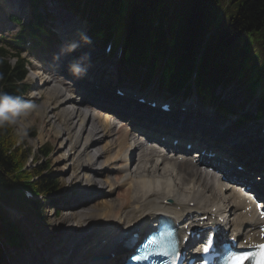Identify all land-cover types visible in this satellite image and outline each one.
Listing matches in <instances>:
<instances>
[{
    "label": "bare ground",
    "instance_id": "bare-ground-1",
    "mask_svg": "<svg viewBox=\"0 0 264 264\" xmlns=\"http://www.w3.org/2000/svg\"><path fill=\"white\" fill-rule=\"evenodd\" d=\"M67 28L69 27H60L59 32L65 31ZM72 36L76 37L77 31L73 32L69 38L73 39ZM73 40L75 42L77 38H74ZM98 49L99 56H96V58L86 66V69L89 66H96L100 69V71H94L92 73L89 72L88 75L85 71L82 75L77 76L73 74L71 70L68 71L67 69V75L71 76V79L76 80V83L73 86V88H75V92L76 88L78 89L76 94L80 89L83 92L81 100L77 95L73 94V96L61 102L59 106L61 108L59 111L65 114L66 121L78 119V122H75H77V125L80 128L79 131L81 132L78 131L79 135L76 133L74 136L80 139L85 135L84 141H86V145L84 146V151L87 154L86 158H88L89 163L88 165L81 167L82 171L94 172L90 170V167L94 164L88 154L90 148L96 147V145L105 139L110 141L113 148L116 146V137L120 134V132L116 131V127L111 121L112 119H107V121L104 120L102 122L101 119L97 120L95 115H91L88 119L86 127L84 125L85 119L78 114L79 111H68L65 109L67 106H78L81 103L80 101H91L94 99L96 103L113 111L114 114H117L120 119L129 118V121H132V131H138L139 129L137 126L143 123L147 124L149 127L151 126L149 128L150 131L147 129L142 132L146 137L158 138L160 137L159 135L166 136L167 141L164 146L166 145L165 147L169 150L167 153H169L168 155L161 156L158 157V159L153 160L151 155H142L141 146H137L135 144L130 146V142H127L125 145L129 135L124 136L125 138H123V141L117 138V142H119V145H122V148H120L121 150L118 151L112 159L113 162H122V164L118 167L124 170L122 173L126 172V168L130 162V155H133L135 158L137 156L139 159L143 157H147L148 159H143L142 161L138 159L139 164L137 165L136 171L129 174V180H124L125 182L130 181L129 184L132 188H128V190L125 191L123 198L124 201L120 205L116 207L115 205L110 206L107 203H102L103 206H101L102 204H99L101 208L98 210L107 211L97 212L95 207L98 205H96L93 207L94 210L90 209L84 215L73 214L70 218L74 222L76 219L82 220V218H85L86 224L90 223L91 225H96L95 227H97V229L100 226L109 228V231L104 235V237L95 241L94 245L86 251V254H94L97 258L103 259L104 261L99 260L97 262H100L99 264H117L122 260L121 256L128 252L127 243L132 238H129V235L136 233L138 236H142L145 230L149 228V224L151 223L153 217L162 214L176 217L179 221H182L181 228L183 231H186L185 228L187 227L188 229L191 228L194 224V219H200L207 216L209 218L219 220L220 218H225L226 216L229 219L232 234L239 238L241 245L253 246L258 243H264V218L260 216L257 217V211L260 209L256 208V202L253 201V192L247 191V188L250 190H253L254 188L250 179L259 177H250L249 181H244L242 179L245 171L247 170L251 172V175L261 173V177L264 178V172H262L264 169V143L258 134V128H254L256 125H252L247 130L239 132L235 130V127H237L236 120H225L220 118L219 115L209 108L198 104L195 98L189 101L190 105L186 102L163 100L161 103L169 102L172 104L173 110L170 113L161 111L159 105L156 108H152L147 104H141L137 101V98L134 97V94H140L139 91L135 89V85H120V75L118 73V71L120 72V69L115 66V61L108 60L103 55L100 48ZM97 62L98 65H96ZM53 63H55V61H53ZM73 65H76V63H73ZM97 73L98 75H96ZM94 78L97 79L94 80ZM41 82H44V84H50L54 82V80L50 81V79H40V83ZM59 85V82L55 81L54 89L46 92L47 101H52L54 98L57 100L59 97H64V94L61 95L63 92ZM118 88L125 90L124 97L117 96L113 93V90H117ZM216 94L218 95L217 90ZM146 100L147 102L161 101L150 96H148ZM194 103L198 104L196 109H193L192 107ZM177 106L184 107L185 110L180 111L179 109H176ZM137 109H140L143 112L137 114L135 113ZM155 115L165 118L179 116L182 119V124L186 123L185 120L190 119L187 121L189 126L185 129L181 124H178L177 126L169 125L167 122L158 121ZM198 118L201 120L200 124L197 122ZM155 132H158L159 134L157 135ZM57 134H59V132ZM197 136H200V139H197ZM194 137L197 139L196 143H199L196 151L200 152L202 150H208L207 153H216V159L218 161H232V164L228 163V166L226 163H221L220 165L221 170L224 171L225 176L228 177L225 179L226 182L221 181L222 175L220 179L217 180L215 176L204 172L205 166L207 169L215 170L213 165H208L204 158H201L198 162L191 160L190 164L192 167L190 166V170L184 167L183 163L185 162L174 158L176 149L181 151L183 150L181 149V146H171L172 138H179L183 144L187 145L189 141L194 139ZM202 138H208V141L200 142ZM211 141H214L215 143L211 144ZM110 144L105 146L102 149V152L98 153L100 156H98L97 161L104 156V151H106V153L107 151H110ZM195 144H193V147ZM242 151H250L253 154V157L252 160L247 159L244 162V165L246 166L244 171H238L235 170V165L236 162H238V159L233 156L239 152L243 154L242 157L245 158L246 153H242ZM153 152L158 154L157 151ZM192 158L198 159L200 158V155L196 152ZM252 161L253 163L251 164ZM100 171H104L103 166L100 168ZM89 177L90 176L86 175L88 183L90 181ZM179 178L180 182L178 181ZM258 181L264 183V180L261 178L258 179ZM237 182L243 183L242 185H239ZM106 183L108 184L110 190L114 187L110 182L106 181ZM118 184V180H116L115 186L117 185L116 187H118ZM132 197L133 200L131 202L130 200ZM222 197L226 200H222ZM192 203L194 204L193 206L190 205ZM131 204L132 207H128ZM125 207L126 211L123 209ZM126 213L129 215L127 216L128 218L132 217L134 219L128 220L125 224L126 226L121 228L122 218L118 216V214L125 216ZM234 216L235 218L231 220ZM77 223L81 224V222ZM247 228L248 232H243V229L247 230ZM256 229H259L260 232L255 234L253 237L250 236L249 233ZM125 232L128 233L127 236L120 241L122 239V234ZM35 239L38 240V236H35ZM103 241H105L104 244H101ZM118 241L120 242L117 243ZM116 244H118L119 247L118 250L115 251L112 258H109V260L108 257L107 259L104 258L105 255L116 247ZM30 246L31 250L24 248L23 250H18L19 252L16 251L12 254L16 258L17 256L21 258V256L27 255L21 262H17V259L12 260L13 258L6 255V259L3 260L1 264H11L12 262L15 264H54L47 262L53 258L56 259L55 264H64L65 258L61 255V252L56 255H52L51 251H36V249H33L35 246L32 244ZM28 260H30V263L27 262ZM85 261L86 258L83 257L77 264H85Z\"/></svg>",
    "mask_w": 264,
    "mask_h": 264
},
{
    "label": "rangeland",
    "instance_id": "rangeland-1",
    "mask_svg": "<svg viewBox=\"0 0 264 264\" xmlns=\"http://www.w3.org/2000/svg\"><path fill=\"white\" fill-rule=\"evenodd\" d=\"M11 1L12 0H0V21L3 20V23L0 25V37H5L6 35H8V37H12L19 32V27L17 25H13L8 20V13L14 12L13 14L15 15V17L18 16L19 19L23 21H27L32 17V15L30 17L31 8L29 6L28 0H13V3ZM42 6L44 7V14L41 15L46 17V23L48 24L46 29L49 33V36L50 33H55V39H58V42L50 40L46 45V51L41 50V48L37 51L32 50V52L31 49H28V52H26L25 50V52L23 51L22 57H27L28 60H31V67L29 68L30 71L26 79V83L28 82L33 89L32 93L28 96L29 103L32 105V107L29 108L28 112L21 119L12 120L11 124L15 136L18 139L17 145L20 146L23 151H26V149L28 148L30 153L32 154L31 158L27 162V169L31 171V176H34L36 179V175H38V173L45 171L47 175L51 176L50 178L58 180V186L59 188H61V192L59 193L60 195L58 196L59 199H57V202L50 201L46 202L44 207L39 206V209L36 210L37 214L32 213L31 215H28L26 212L22 214L20 213V211L18 212L16 210L17 212L15 211V213L9 212L10 216L8 215V217L18 227L20 233L24 237L25 246L23 248L28 247L27 249L31 250V246H29L30 242L33 246H35L33 249H36V251H51L52 255H56L61 252V255L65 258L64 264H77L83 257L87 259V263H92L95 262L98 258L94 254H86V251L94 245L95 241L103 238L104 235L109 231V228L100 226L97 229V227H95L96 225H91L90 223L86 224L85 218H82V220L76 219L75 222L70 218L73 214L84 215L90 209L94 210L93 207H95L96 205H98L95 207L97 209V212L107 211L98 210L99 208H101V206H103L102 203H107L110 206L115 205L116 207L120 205L124 201L123 198L125 195V191H127L128 188H132V186L129 184L130 181L125 182L127 179L129 180V174L136 171L139 160L142 161L143 159L148 158L143 157L139 159V157L137 156L136 158L132 157L131 161L129 162V167L126 168V172L122 173V171L124 170L118 168L119 165L122 164V162H113L112 159V157L121 150L120 148H122V145H119V142H117V138L123 141V138H125L124 136L129 135L125 145L127 144V142L129 143L131 141H135V145L137 146L143 144L142 139H140L139 137L134 138L133 134L135 133H133V131L131 132V129L129 128V125H131V121H128V118L119 120L116 118V115L114 113L110 111H102L104 107L96 106L89 101L82 102L78 106H67L65 109L68 111H79L78 114L85 119L84 125L86 127L88 119L91 115H95L97 117V120L101 119L102 122L104 120L107 121V119H112L111 121L112 123H114L116 131L120 132V134L116 137V146H114L113 148L110 144V141L107 139L101 141V143L96 145V147L90 148L88 154L91 161L93 160L94 162L93 166L90 167V170L94 172L92 173L91 171H82L81 167L84 165L86 166L89 163L88 158H86L87 154L84 151V146L86 145V141H84L85 135L80 139L74 136V134L78 133L77 135H79V132H81L79 131L80 128L77 125L78 119L66 121L65 114L59 111L61 109L59 106L61 102L73 96V94L77 95L81 100L83 92L80 89L76 94L78 89L76 88L75 92V88H73L76 80L71 79V76H69V80L66 74L67 69L68 71L71 70L72 66L69 65L68 67H65V65L69 60H76L73 63L80 62L79 66L81 68L85 67L86 69V66L89 65L91 61L96 58V56H99L98 48H100L101 52L103 53L104 47H100L96 43L97 41H93V39L89 36L90 27L87 25V22L85 21L86 19L81 18L75 13L64 8L62 2H59L58 0H43ZM47 13H50L51 16L47 15ZM77 20L79 21V23L77 22ZM60 27L69 28L65 29V31L59 32ZM75 31H77V36H72V38H77V40L74 42V40L69 37ZM85 38H87L90 43H85ZM72 45H75V48L69 50ZM49 51L52 52L48 53ZM79 57L80 59L83 58V61H77ZM66 59L68 60L65 61ZM107 59L112 60L109 57H107ZM53 61H55V63H53ZM57 63L60 65H58ZM96 65H98V62L96 63ZM150 65L151 70L148 76H157L160 72L161 65L158 66V64H156V62L153 60L150 62ZM115 66L118 67V63H115ZM63 68L65 69V73ZM122 70L123 68L120 69V72L118 71L120 75V85H135V89H137L140 94L146 92V95L152 98H156L152 95V92H154L156 95L159 93H167L165 87H162V89H159L157 87L153 88V91H148L151 88L150 86L146 89L141 90L139 86L143 83L141 82L142 79L144 80V78L142 77H146L143 70H139V77L141 78V81L137 79L138 82L135 83L133 80L134 84L124 80L125 75L128 76L129 73L124 74V72H122L121 74ZM94 71H100V69H98L96 66H89L86 69V74L88 75L89 72L92 73ZM60 72L65 75L63 76ZM96 75H98V73ZM130 76H133L132 73H130ZM40 79H50V81L54 80V82L50 84H44V82L40 83ZM95 79L97 78H94V80ZM55 81L59 82V87L63 92H61V95L64 94V97H59V99L57 100L54 98L52 101H47L46 92L54 89ZM144 84H142L143 87H145ZM189 86L190 91L195 92V86L193 82L190 81ZM217 92L218 96H216V98H221L222 100L227 102V104L229 105L228 107L231 109L230 114L226 117L220 116L219 114L217 115L225 120H236L237 127H235V130L242 132L247 130L250 126L256 125L254 128L257 127L260 131L259 127H264V125L256 124V122L249 123V121H247L255 119L254 115L257 106V103L255 101L263 92H261L260 94L256 93L254 97L251 96L249 98L248 90L239 85L236 81H233L228 85L225 84L224 87L218 88ZM113 93L117 94L116 90H113ZM175 93L177 94V92ZM160 97L166 98V100L164 101H180L186 102L190 105L189 101L193 100V98H195V95H188L186 98L184 94L179 95L177 98H168L166 96L163 97V95ZM241 114H244L245 116L244 124H242V122L239 121L238 118ZM197 122L200 124V118H198ZM150 127L144 123L137 126V128L141 131H146L147 129L149 130ZM140 130H138L137 132H141ZM58 132L59 134H57ZM155 133H157V135L159 134L158 132ZM198 138L200 139V136H197V139ZM207 141L208 138H202L200 140V142ZM214 143V141H211V144ZM109 144L111 146V148H109L110 151H107V153L106 151H104V156L97 161L98 156H100L98 155V153L102 152V149ZM198 144L199 143L197 142L194 145V148L197 149ZM133 145L134 144H132V146ZM153 151H157L158 154ZM141 153L142 155H151L152 159L155 160L158 159V157L168 155L169 152L167 153V151L164 149V146L158 145L157 140H152L149 145L143 147ZM242 153H246L245 158L242 157L243 154L239 152L237 153L238 155L235 154L233 157L238 159V161H241L243 164H245L244 162L247 159L252 160L253 154L250 151H242ZM47 154L50 155L46 156ZM180 154L181 153H177L176 155V158H178L179 161L180 157L185 156H179ZM187 158L189 159L187 160L188 162L184 161L185 163L183 164L184 167L190 170L192 167L190 164L191 157L186 156V159ZM252 163L253 161L251 162V164ZM102 166L104 168L103 172L100 171V168ZM204 172L210 173L206 170H204ZM86 175L90 176L89 183L86 179ZM213 176H215L217 180H219L221 177L220 175ZM256 176L260 175H255V177ZM116 180H118L119 183L118 187H116L117 185L115 186ZM106 181L110 182L114 186L113 188H111V190L109 189ZM178 181L180 182V178L178 179ZM221 199L226 200L224 199V197H222ZM132 200L133 197L130 201L132 202ZM30 201L39 202V199L37 197H33L30 199ZM99 204L102 205L99 206ZM257 204L258 208L262 206L261 203ZM55 205L56 209L51 208ZM128 207H132V204ZM42 209H46V211L43 213V215H40ZM60 209L64 211L60 212ZM123 209L126 211V207ZM56 212L57 214H55ZM41 216L43 221L39 220ZM118 216L122 218L121 228H124L126 226L125 224L128 220L134 219L132 217L128 218L127 216L129 215L127 213L125 216H123L122 214H118ZM259 216L264 218V213L261 211L257 217ZM234 218L235 216L232 217L231 220H233ZM76 221L81 222V224L77 223ZM259 232V229H256L249 233V235L253 237ZM35 236H38L39 239L36 240ZM1 240H3L5 244L6 241L3 238ZM104 242L105 241H103L101 244H104ZM5 249L6 250L4 252L2 251V253H4V258H2V261L6 259V255L13 258L12 260L17 259V262H21L23 258L27 256L23 255L21 256V258L17 256L16 258L12 255L14 252H16V249L14 250L7 247H5ZM55 261L56 259L53 258L47 262L55 264ZM27 262L30 263V260H28ZM11 264L15 263L12 262Z\"/></svg>",
    "mask_w": 264,
    "mask_h": 264
},
{
    "label": "trees",
    "instance_id": "trees-1",
    "mask_svg": "<svg viewBox=\"0 0 264 264\" xmlns=\"http://www.w3.org/2000/svg\"><path fill=\"white\" fill-rule=\"evenodd\" d=\"M71 11L86 4L89 10L91 37L104 45L111 37L117 42L124 39L126 63L132 71L146 76L153 60L161 65L162 75L156 79L161 87L175 93L183 89L198 68L196 88L200 96L218 105L222 113L231 109L227 102L216 98V90L236 81L258 96L257 118H264V0H60ZM36 11L42 0H30ZM11 21L20 25L17 35L0 39V93L19 97L26 103L29 86L23 84L26 62L20 59L18 46L23 45L26 34L36 36L44 31V18L34 16L25 25L15 17ZM17 58L12 66L10 57ZM201 57L200 63L197 58ZM134 63V64H133ZM142 69V70H143ZM149 77V76H148ZM260 92V93H261ZM259 103V105H258ZM26 109L5 118L0 112V205L37 214L39 202H31L24 191L41 193L46 198L59 191L58 181L45 171L31 176L25 170L30 151L18 146L10 121L20 118ZM245 119V116H242ZM48 155V154H47ZM46 155V156H47ZM45 210H41L43 215ZM1 235L12 247L24 242L17 226L0 206Z\"/></svg>",
    "mask_w": 264,
    "mask_h": 264
},
{
    "label": "clouds",
    "instance_id": "clouds-1",
    "mask_svg": "<svg viewBox=\"0 0 264 264\" xmlns=\"http://www.w3.org/2000/svg\"><path fill=\"white\" fill-rule=\"evenodd\" d=\"M85 43H90V41L85 38ZM74 48L75 45H72L69 50ZM71 71L73 74L80 76L86 71V69L81 68L79 65H73ZM31 107V104L22 102L19 97L0 93V112L4 114L5 118H8L11 114H18L22 109H28Z\"/></svg>",
    "mask_w": 264,
    "mask_h": 264
},
{
    "label": "snow or ice",
    "instance_id": "snow-or-ice-1",
    "mask_svg": "<svg viewBox=\"0 0 264 264\" xmlns=\"http://www.w3.org/2000/svg\"><path fill=\"white\" fill-rule=\"evenodd\" d=\"M261 247H262V249H264V246H261ZM204 251L207 252L208 248H205Z\"/></svg>",
    "mask_w": 264,
    "mask_h": 264
}]
</instances>
